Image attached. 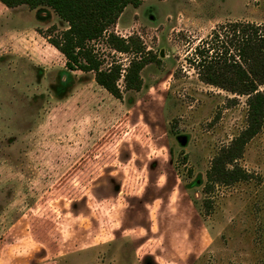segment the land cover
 Returning a JSON list of instances; mask_svg holds the SVG:
<instances>
[{
  "label": "rangeland",
  "instance_id": "1",
  "mask_svg": "<svg viewBox=\"0 0 264 264\" xmlns=\"http://www.w3.org/2000/svg\"><path fill=\"white\" fill-rule=\"evenodd\" d=\"M136 1L89 43L122 74L132 55L108 33L155 57L122 100L66 69L51 8L0 3V264H264V124L238 161L249 179L205 192L247 106L188 60L218 24L264 23V0Z\"/></svg>",
  "mask_w": 264,
  "mask_h": 264
},
{
  "label": "trees",
  "instance_id": "2",
  "mask_svg": "<svg viewBox=\"0 0 264 264\" xmlns=\"http://www.w3.org/2000/svg\"><path fill=\"white\" fill-rule=\"evenodd\" d=\"M0 3L8 8L19 5L51 8L68 27L58 37L45 39L64 56L66 69L92 72L95 83L117 100H122L120 78L123 76L125 90L140 89V71L155 59L145 56L146 49L138 37H121L110 32L106 37L109 46L132 55L122 74L120 64L102 68L101 60L89 44L115 25L124 8L136 5V0H0ZM188 60L201 82L244 96L247 106L245 127L220 147L211 160L204 186V191L209 193L216 184L230 185L250 177L238 161L247 143L264 124V23L218 24L199 41Z\"/></svg>",
  "mask_w": 264,
  "mask_h": 264
},
{
  "label": "crops",
  "instance_id": "3",
  "mask_svg": "<svg viewBox=\"0 0 264 264\" xmlns=\"http://www.w3.org/2000/svg\"><path fill=\"white\" fill-rule=\"evenodd\" d=\"M95 82V81H94ZM97 85V84H96ZM98 86V85H97ZM98 87H100V86H98ZM101 88V87H100ZM103 89V88H102Z\"/></svg>",
  "mask_w": 264,
  "mask_h": 264
}]
</instances>
